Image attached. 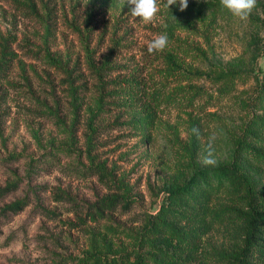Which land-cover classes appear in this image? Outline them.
Returning <instances> with one entry per match:
<instances>
[{"label": "rangeland", "instance_id": "rangeland-1", "mask_svg": "<svg viewBox=\"0 0 264 264\" xmlns=\"http://www.w3.org/2000/svg\"><path fill=\"white\" fill-rule=\"evenodd\" d=\"M158 3L145 23L126 0H0V264H161L151 229L213 135L216 165L264 189L263 160L237 147L264 148V0L243 21L220 0ZM208 183L202 207L188 199L199 217L172 219L221 264L230 186Z\"/></svg>", "mask_w": 264, "mask_h": 264}, {"label": "trees", "instance_id": "trees-1", "mask_svg": "<svg viewBox=\"0 0 264 264\" xmlns=\"http://www.w3.org/2000/svg\"><path fill=\"white\" fill-rule=\"evenodd\" d=\"M264 44V39L261 40ZM170 60L175 63L176 55H169ZM264 94V85L262 86ZM248 148L253 156L260 157L264 162V148H256L252 145L244 144L241 139L237 140V147ZM215 177L219 183H228L230 186V201L228 206H224L215 211V216L223 225V230L231 240V255L217 257L221 264H260L264 262V189L257 190L252 188L251 183L241 170L236 160L227 164L215 166H199L196 168L188 179L181 185L170 188L167 197L169 206L162 210L159 228L151 229L155 235L154 238L148 239L162 254L159 263L161 264H207V254H201L200 250L195 249L196 234H200V228H185L177 225L172 216H179L185 222L193 218H198L200 213L194 212L189 214L187 209L194 208L189 200L198 202L202 207L200 195L208 186V180ZM195 187H201L193 191ZM117 198H102L98 200L102 206L111 207ZM21 200H16L5 207L16 209L21 205ZM96 204V203H95ZM94 204V205H95ZM171 215V219L168 216ZM158 229V231H155ZM163 229V231H162ZM162 231V232H161ZM156 243V236L163 235ZM183 241V242H182ZM186 244V245H184ZM186 247L188 249H186ZM197 252H200L197 255ZM118 258H112L110 264L117 262ZM154 260L158 261L155 254ZM117 264V263H116Z\"/></svg>", "mask_w": 264, "mask_h": 264}, {"label": "clouds", "instance_id": "clouds-1", "mask_svg": "<svg viewBox=\"0 0 264 264\" xmlns=\"http://www.w3.org/2000/svg\"><path fill=\"white\" fill-rule=\"evenodd\" d=\"M130 5L132 17L140 18L145 23H151L159 12L161 6L158 0H126ZM163 8L169 9L171 5L178 4L179 9L184 11L188 7V0H162ZM221 5L240 20H247L253 9L257 6V0H220ZM169 40L166 33L154 35L147 43V51L151 54L163 51L168 46ZM192 133L199 137V129L193 127ZM216 137L211 136L206 145V155L201 157V163L204 166H215L213 142Z\"/></svg>", "mask_w": 264, "mask_h": 264}]
</instances>
